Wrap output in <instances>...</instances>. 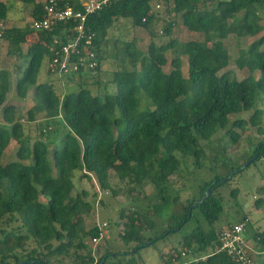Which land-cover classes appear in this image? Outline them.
I'll return each mask as SVG.
<instances>
[{"label": "trees", "instance_id": "obj_1", "mask_svg": "<svg viewBox=\"0 0 264 264\" xmlns=\"http://www.w3.org/2000/svg\"><path fill=\"white\" fill-rule=\"evenodd\" d=\"M158 1L115 0L88 18L86 29L94 34L91 49L97 59L95 71L101 64L104 36L114 22L129 20L134 27L151 32L156 19L152 5ZM20 2L33 4L32 19L42 17L43 2ZM197 2L174 0V13L180 16L189 32L202 35L204 41L180 43L169 39L161 45L151 41L145 56L135 49L133 42L125 43L124 57L120 61L128 58L132 69L113 74L110 81L113 91L102 89L93 93L80 83L76 92L60 96L53 83L36 82L42 62L45 58L47 62L51 59L54 38L60 37L65 42L60 35L62 26L50 32L11 28L0 33V38L9 40L19 53L27 35H36V43L27 51L29 61L19 69L15 90L16 95L24 99L32 86L34 105L27 111V119L33 122L36 114H41L46 120L37 138L31 141L15 118L16 108L5 104L9 80L6 73H0V161L11 140L19 144L17 159L4 165L0 163V183L4 190L0 188V264H63L60 257L70 259L71 264H140L135 258L140 250L180 232L192 221L196 225L179 241L182 251L198 259L188 264H237L225 253L215 252L220 233L216 224L224 213L217 190L228 183L227 177L214 174L210 180L199 183L193 196L181 202L180 212L171 214L173 225L163 217L160 224H169L163 231L157 232L153 220L161 218L167 207L180 202L179 193L168 194L173 188L170 178L178 173L184 159L191 158L196 167L201 165L204 157L201 142L226 129L232 115L253 110L251 123L264 116V110L256 107L260 99L264 102V49L261 50L264 36L247 49V62H238L239 67L249 70V75L243 79L230 71L220 73L228 65L227 52L206 44L215 33H234L238 37L257 35L261 27L257 22L252 23V18L254 21L257 18L247 10L250 5L264 4V0H217L213 9L203 11L199 10ZM241 11H245V15L237 20L236 15ZM7 12L8 7L0 1V21L7 18ZM173 26V22L167 24L164 36H171ZM167 51H172L175 57L169 62L170 69L165 71ZM181 56L187 58L186 78L181 71ZM138 63L140 70L136 71ZM255 72H258L257 77ZM83 73L62 76L74 79ZM141 93L153 105L152 110H138ZM245 124L244 119H236L231 126L244 128ZM61 127L63 129L59 130ZM47 134L51 135L49 141L44 140ZM230 135L236 142L238 135L232 131ZM58 136L61 147L54 146L49 163L48 143ZM255 155L257 158L251 163L264 158V142L257 144L248 160ZM51 166L57 176L52 175ZM241 168L239 166L232 174L242 172ZM81 172L88 180L93 175L99 189L112 196L119 190L111 186L110 172L121 181L127 179L141 191L147 185L152 187V195L145 196V208L139 207L134 199L127 216L123 208L120 211V220L125 216L127 220L119 236L126 246L134 245L130 250L107 247L103 255L95 257L86 240L98 239L102 232L99 226L88 229L82 218L83 213L92 210L94 202L86 201L89 194L85 190L75 197L72 195V180ZM237 194L238 189L231 191L233 199ZM261 204L258 200L255 207L259 209ZM246 219L243 216L234 224H244ZM147 233L151 236L146 237ZM253 238L264 247V232H255ZM29 242L33 244L30 249ZM182 251L170 248L164 264H172L173 259L180 261ZM254 261L264 264V254Z\"/></svg>", "mask_w": 264, "mask_h": 264}, {"label": "rangeland", "instance_id": "obj_2", "mask_svg": "<svg viewBox=\"0 0 264 264\" xmlns=\"http://www.w3.org/2000/svg\"><path fill=\"white\" fill-rule=\"evenodd\" d=\"M8 7L7 18L0 21V33L5 29L18 28L26 29L30 28L32 21L33 4L25 5L20 0H0ZM44 0H35V2H43ZM217 0H198L197 7L199 10L204 9L211 10L216 6ZM152 11L156 14V19L150 27L151 32L134 27L129 20L120 19L114 22L113 26L107 30L104 36V41L101 44L100 53V66L98 71L91 70L84 72L81 76L70 79L69 77L51 74L48 72V62L46 58L42 62L39 74L37 76V83H53V87L57 94L60 96L76 92L79 84L89 88L93 93L96 91H113L114 85L112 81L113 74L116 71H122L123 69L131 70L132 65L128 58H124V61H120L124 57L125 43H134V47L142 55L147 54V47L151 41L161 45L169 41V39H176L178 42L197 41L203 42V37L200 34L189 32L182 24L181 18L178 14L174 13L176 5L174 0H169L167 3L158 1L153 3ZM248 12L255 13L257 22L261 27V30L257 35L252 37H238L236 34L215 33L206 40V44L210 48L224 49L227 52L228 65L220 73L230 71L238 79H243L249 75V70L243 66L239 67L238 62L242 60L247 62L245 53L252 42L259 40L264 36V4L258 5V7L250 5ZM245 15V11H241L236 15L237 20H242ZM174 23L172 28V34L170 37L164 36V28L168 23ZM231 23V21H229ZM31 29V28H30ZM36 43V35L32 33L27 35L26 42L20 45V53L17 52L16 47L10 44L9 40L0 38V73H6V77L9 80V89L6 95L5 104L13 105L16 108L15 118L20 121L24 128V134L30 137L33 141L37 138L39 130L42 124L46 120L41 114H36L35 120L29 122L27 119V111L33 107V87L29 89V94L26 98H20L16 95L15 85L16 80L20 76V68H24L28 61L29 56L27 54L29 46ZM264 49V44L261 50ZM167 64L164 66V70L170 69L169 62L175 57L172 51H167L166 54ZM182 67L181 71L184 77H187V58L181 56ZM97 68V67H96ZM136 71L140 70V63L135 66ZM254 76H258V72L254 73ZM105 87V88H104ZM140 106L138 110L149 111L153 109V105L148 103L143 93L139 95ZM256 107L261 111L264 110V102L260 99L257 101ZM253 114V110L243 111L237 115L230 116V123L226 129L216 133L210 140L201 142L204 157L201 160V165L196 167L191 158H187L181 161L180 168L176 175H172L170 183L172 189L169 190L170 195L175 196L179 193L180 202L176 205L169 206L166 209L165 214L160 217H154V223L156 224L157 232H161L168 228V223L161 225V221L165 216L168 218L167 222L174 223V219L171 217L172 213L180 212L181 202L191 198L195 192V188L199 183L210 180L214 174L220 177H227L228 183L221 189L217 190L218 197L224 207V213L218 222L217 230L220 232L224 227L235 222H240L243 216L247 219L244 221V232L242 234L243 239L246 242V246L251 250L253 259H259L263 257L264 247L258 245L253 238L255 232H264V158L249 164L242 172L235 174L239 166H244L249 160L248 158L253 154L257 144L264 142V116L257 120L256 123L249 121L250 116ZM236 119H244V128L232 127V123ZM0 123L2 118L0 114ZM53 127V125H52ZM54 128V127H53ZM56 128V127H55ZM63 127L59 128L62 130ZM234 132L238 135L236 142L231 139L230 133ZM57 134H53L56 136ZM44 140L49 141L51 135L47 134ZM60 136L56 137L54 142L48 143V161L50 163V153L54 146L61 147ZM19 144L16 140H11L7 148L5 149L0 163L2 165L14 161L17 159L16 153L18 151ZM51 165V164H50ZM52 175L57 176V172L51 166ZM84 173H78L73 181V197L82 190L88 192L89 196L86 201L94 202V206L90 212L82 214V218L85 222V226L89 229L95 226L101 227L104 223L107 225L103 229V237L100 238L98 243L94 244L90 240H86L88 245L94 251L96 258H99L106 251L107 247L128 251L133 247L126 246L119 235L123 234V224L126 223V216L132 210L130 209L132 200L136 199L137 204L141 208H145L147 204L148 196H151L153 192L152 187L145 186L141 191L139 187L130 184L127 179L121 181L117 175L110 172V183L114 189H118V194L112 196L110 192H103L99 189L98 184L94 176L91 179H85ZM0 188L3 190V185L0 183ZM238 189L236 199L231 196V191ZM4 191V190H3ZM141 191V193H140ZM176 191V192H175ZM95 195V197H94ZM44 201L43 198H40ZM100 200L103 203H100ZM262 201L261 207L257 209L255 207L256 201ZM124 209L125 218L120 220V211ZM116 223H119L116 226ZM173 225V224H172ZM195 222L192 221L186 225L180 232L174 233L167 237L165 240L156 241L153 245L140 250L139 254L135 256L136 260L140 264H164L166 254L170 251V248H179L182 251V247L179 241L183 235L190 232L195 226ZM151 236L147 233L146 237ZM33 246L31 242L27 244L28 249ZM174 250V249H172ZM63 264H71V260L68 258L60 257ZM257 262V261H256Z\"/></svg>", "mask_w": 264, "mask_h": 264}, {"label": "built area", "instance_id": "obj_3", "mask_svg": "<svg viewBox=\"0 0 264 264\" xmlns=\"http://www.w3.org/2000/svg\"><path fill=\"white\" fill-rule=\"evenodd\" d=\"M113 1L115 0L43 1L42 17L32 19L30 28L34 31L50 32L62 26L60 35L65 39L63 42L60 37H56L52 41L50 48L52 55L48 62V71L51 74H76L96 69L98 66L96 54L91 49L94 34L86 29V23L89 17L103 11ZM105 227L107 225L104 223L100 227L101 232ZM243 232L242 223L224 227L218 234L219 244L215 252L225 253L237 264H257L251 250L246 246ZM100 238H95L92 242L96 244ZM197 260L182 251L180 261L173 259L172 264H188Z\"/></svg>", "mask_w": 264, "mask_h": 264}, {"label": "water", "instance_id": "obj_4", "mask_svg": "<svg viewBox=\"0 0 264 264\" xmlns=\"http://www.w3.org/2000/svg\"><path fill=\"white\" fill-rule=\"evenodd\" d=\"M257 158V155L253 156L241 169H244L247 167L251 162H253ZM206 193H209V189L206 191Z\"/></svg>", "mask_w": 264, "mask_h": 264}]
</instances>
